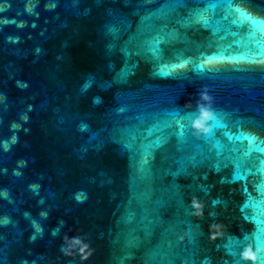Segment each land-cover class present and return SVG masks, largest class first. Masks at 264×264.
Listing matches in <instances>:
<instances>
[{"label": "water", "instance_id": "obj_1", "mask_svg": "<svg viewBox=\"0 0 264 264\" xmlns=\"http://www.w3.org/2000/svg\"><path fill=\"white\" fill-rule=\"evenodd\" d=\"M243 2L0 0V264L264 245V0Z\"/></svg>", "mask_w": 264, "mask_h": 264}, {"label": "clouds", "instance_id": "obj_2", "mask_svg": "<svg viewBox=\"0 0 264 264\" xmlns=\"http://www.w3.org/2000/svg\"><path fill=\"white\" fill-rule=\"evenodd\" d=\"M33 10V5H28L26 6V11L28 12H32ZM204 99H208L207 96H204ZM200 112L202 113L201 117H198L194 122H193V126L196 129H201L202 127V122L203 121H211L214 119L212 113L210 111H206L204 106H200ZM13 127H16L15 124H13ZM203 131L207 132L208 129L207 128H203ZM194 134H199V132L197 131ZM213 204H216V201H213ZM190 209L191 211V215L193 216H197V217H202L204 215V203L199 200L196 196H192L191 201H190ZM219 225L216 223H212L209 225V231L211 234V237L213 239L216 238V236L221 235V233L219 232ZM215 230V231H213ZM181 239H183V236L180 237ZM75 239V238H73ZM82 251V249H81ZM264 253V245H261L260 243H256L255 245H253L252 243H248L244 246V248L241 250L240 252V258L241 261L244 262V264H247V262H251V264H260V255ZM91 254V253H89ZM83 259H86L87 256L82 257Z\"/></svg>", "mask_w": 264, "mask_h": 264}, {"label": "snow or ice", "instance_id": "obj_3", "mask_svg": "<svg viewBox=\"0 0 264 264\" xmlns=\"http://www.w3.org/2000/svg\"><path fill=\"white\" fill-rule=\"evenodd\" d=\"M240 3L244 4L243 0H240ZM3 11H4L3 4L0 3V12H3ZM236 11L240 12L241 15H245V13L240 8H237ZM247 18H250V17H247ZM11 22L14 23V21H11ZM0 23L7 24V23H10V21L2 20V21H0ZM253 23H256V21H253ZM261 63H264V61H262ZM13 139H15V138H13ZM7 147H8V145L5 143L4 148L7 149ZM257 243H259V238L257 239Z\"/></svg>", "mask_w": 264, "mask_h": 264}]
</instances>
